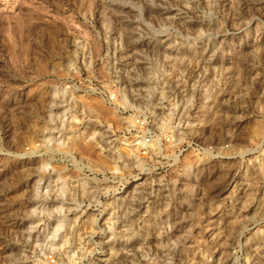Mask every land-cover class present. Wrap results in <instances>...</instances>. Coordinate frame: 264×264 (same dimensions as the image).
<instances>
[{
  "label": "rangeland",
  "instance_id": "1",
  "mask_svg": "<svg viewBox=\"0 0 264 264\" xmlns=\"http://www.w3.org/2000/svg\"><path fill=\"white\" fill-rule=\"evenodd\" d=\"M264 264V0H0V264Z\"/></svg>",
  "mask_w": 264,
  "mask_h": 264
},
{
  "label": "built area",
  "instance_id": "2",
  "mask_svg": "<svg viewBox=\"0 0 264 264\" xmlns=\"http://www.w3.org/2000/svg\"><path fill=\"white\" fill-rule=\"evenodd\" d=\"M47 262L48 264H56V260L54 259V257H48Z\"/></svg>",
  "mask_w": 264,
  "mask_h": 264
}]
</instances>
